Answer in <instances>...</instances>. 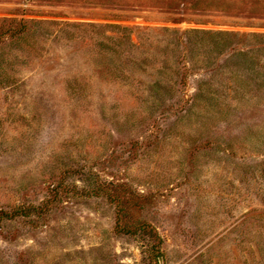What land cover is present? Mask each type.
Segmentation results:
<instances>
[{"label":"rangeland","instance_id":"rangeland-1","mask_svg":"<svg viewBox=\"0 0 264 264\" xmlns=\"http://www.w3.org/2000/svg\"><path fill=\"white\" fill-rule=\"evenodd\" d=\"M0 264H264V0H0Z\"/></svg>","mask_w":264,"mask_h":264}]
</instances>
